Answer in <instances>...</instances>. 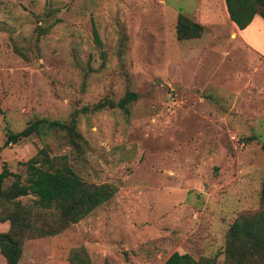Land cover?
<instances>
[{"label":"rangeland","instance_id":"1","mask_svg":"<svg viewBox=\"0 0 264 264\" xmlns=\"http://www.w3.org/2000/svg\"><path fill=\"white\" fill-rule=\"evenodd\" d=\"M179 2L0 0V171L23 179L47 148L84 181L117 188L75 223L36 207L44 235L25 239L18 264H72L74 250L91 264H162L175 251L221 264L233 220L261 207L264 19L244 32L203 22L179 40ZM72 119V142L63 130L4 145L7 130Z\"/></svg>","mask_w":264,"mask_h":264},{"label":"trees","instance_id":"2","mask_svg":"<svg viewBox=\"0 0 264 264\" xmlns=\"http://www.w3.org/2000/svg\"><path fill=\"white\" fill-rule=\"evenodd\" d=\"M230 20L240 29H245L255 14L264 18V0H224ZM203 31L201 24L189 17L178 14L175 25L179 40L199 37ZM94 41L100 45L97 29L93 27ZM135 93H128L119 104H126L135 99ZM70 124L53 120H36L18 132L7 130L4 145L18 142L32 133L58 134L65 130L67 136L61 138L72 142L75 122ZM53 130V131H51ZM79 138L72 144L81 149ZM64 143V142H63ZM69 143V142H68ZM264 150V142L261 144ZM26 176L13 174L6 164L0 171V222H8V229L0 231V253L4 262L0 264H18L23 251V243L29 235H44L34 225L36 207L53 210L57 213L60 224L75 223L87 216L92 210L110 200L117 191L111 183L86 182L74 171L65 156L51 157L47 148L40 149L26 162ZM13 177L12 182L4 185L5 180ZM261 207L254 211H242L233 220L225 237L223 262L221 264H264V171L261 180ZM34 195L32 205L23 204L21 196ZM72 264H91L84 250H74ZM162 264H215L214 259L201 257L194 259L190 254L171 253Z\"/></svg>","mask_w":264,"mask_h":264},{"label":"crops","instance_id":"3","mask_svg":"<svg viewBox=\"0 0 264 264\" xmlns=\"http://www.w3.org/2000/svg\"><path fill=\"white\" fill-rule=\"evenodd\" d=\"M178 1H180L179 3L181 4L182 8V11L180 12H184L185 15L187 14L188 17L194 18L196 21H199L200 24L208 21H214L217 23L224 22L225 26H228L230 30H232L234 26H237L230 20L224 0H188L190 3H188V1L187 3H184V0H177V2ZM257 16L260 15L255 14L245 29H240L239 27L237 28L244 32L256 20H258L256 18ZM263 47L262 49H264Z\"/></svg>","mask_w":264,"mask_h":264}]
</instances>
